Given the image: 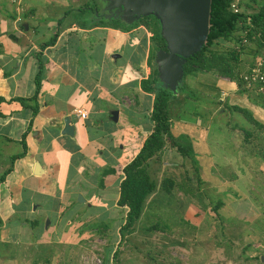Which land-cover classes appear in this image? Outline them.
Here are the masks:
<instances>
[{
  "label": "crops",
  "instance_id": "1",
  "mask_svg": "<svg viewBox=\"0 0 264 264\" xmlns=\"http://www.w3.org/2000/svg\"><path fill=\"white\" fill-rule=\"evenodd\" d=\"M96 6L90 0H0V264H65L91 252L110 224L117 228L112 252L127 237L120 228L129 208L118 200L124 168L154 128L155 93L141 86L157 69L155 58L149 62L153 34L143 24L100 26L140 19L98 21ZM40 64L38 98L20 101L36 94ZM216 86L221 93L239 91L225 77ZM78 107L86 118L74 113ZM66 118L72 134L65 132ZM189 161L170 142L150 160L157 188L137 224L156 202L163 179L180 187L183 166L177 165ZM259 257L264 264V254Z\"/></svg>",
  "mask_w": 264,
  "mask_h": 264
},
{
  "label": "rangeland",
  "instance_id": "2",
  "mask_svg": "<svg viewBox=\"0 0 264 264\" xmlns=\"http://www.w3.org/2000/svg\"><path fill=\"white\" fill-rule=\"evenodd\" d=\"M90 2L99 6L97 0ZM242 4L247 12L256 9L254 2ZM232 43L222 42L216 50L228 52ZM251 44L254 48L242 56L244 70L253 61ZM218 79L215 72L185 77L170 108L172 133L192 145L201 172H193L190 161L177 165L183 166L180 187L170 193L159 189L151 210L120 243L117 258L109 243L117 228L110 224L101 228L104 233L91 252L88 236V253L65 259V264H263L259 255L264 248L259 250L257 241L264 235V128L236 107L248 109L263 124L264 97L248 91L221 93ZM193 200L196 207L191 206Z\"/></svg>",
  "mask_w": 264,
  "mask_h": 264
},
{
  "label": "trees",
  "instance_id": "3",
  "mask_svg": "<svg viewBox=\"0 0 264 264\" xmlns=\"http://www.w3.org/2000/svg\"><path fill=\"white\" fill-rule=\"evenodd\" d=\"M233 1L234 0H212L210 31L207 41L200 52L188 58L184 65L185 77L196 75L200 72H215L219 77H227L232 81H235L238 85L239 91L250 92L244 87L241 78V73L244 71V68H242L243 55L234 48V42L239 40L237 32L242 28L239 24L250 22L254 25L253 31L255 33H261V38L256 40V53L259 52L260 48L264 47V0H240L242 6V3L244 2H254L256 4V9L253 12H247L244 10L239 14L230 10V5ZM248 7L251 8L252 6L248 5ZM140 24L147 26L153 34L152 41L154 47L151 50L149 58V62L151 63L155 58V52L158 49H166V41L160 34V24L154 16L143 17L134 25L129 26L120 24L117 21L113 23H107L104 21L98 23L100 26L121 27L124 30H129ZM80 25L81 27H86V22H82ZM253 31L250 32V37H252ZM222 42H233L231 48L227 50L228 52H220L216 50L217 46ZM42 72L43 67L40 64V71L36 76V94L32 98H20V101L25 102L26 100H36L38 98L41 88L39 79ZM157 73L158 71L155 68L152 76L141 81L143 90L155 93V100L151 114L154 128L146 138L140 152L124 168L125 177L120 185L118 204L120 206H127L129 210L126 215V221L120 228L122 238L126 237L129 233H133L143 214L147 200L157 188V182L150 175L148 167L150 165V160L164 149L167 142H170L172 146L176 147L183 157L190 158L198 171L197 160L194 157L192 145L179 142L177 137L172 133L170 101L174 98V94L170 90L163 88L162 85H157ZM258 96L264 97L260 95ZM190 97H194V95L192 96L191 94ZM236 108L249 115L253 124L264 128V125L255 119L248 109L239 106ZM37 112L38 109L34 108V114H37ZM250 134L251 132H249V135ZM22 155L23 153L20 154L19 157ZM5 174L2 179L5 177ZM174 184V180L166 178L163 180L162 187L169 193L174 187ZM221 205V201L215 205V211H218ZM117 251L115 252L114 258H117Z\"/></svg>",
  "mask_w": 264,
  "mask_h": 264
},
{
  "label": "water",
  "instance_id": "4",
  "mask_svg": "<svg viewBox=\"0 0 264 264\" xmlns=\"http://www.w3.org/2000/svg\"><path fill=\"white\" fill-rule=\"evenodd\" d=\"M102 13L97 20H120L133 23L154 16L166 49L156 51L155 63L163 88L178 93L185 80L184 65L188 58L202 50L210 31L212 0H98ZM118 112H113L117 115ZM66 130L72 134L70 119Z\"/></svg>",
  "mask_w": 264,
  "mask_h": 264
},
{
  "label": "built area",
  "instance_id": "5",
  "mask_svg": "<svg viewBox=\"0 0 264 264\" xmlns=\"http://www.w3.org/2000/svg\"><path fill=\"white\" fill-rule=\"evenodd\" d=\"M230 10L236 14L242 13L244 9L241 5V1L234 0L230 5ZM239 25L242 26V28L237 32L239 40L234 42V48L243 55L248 48H254L251 43L255 44L253 61L248 69L241 73L244 87L256 96H264V47L260 48L259 52L256 53V40L261 38V33H255L253 31L254 25L250 22L240 23ZM251 31H253L252 37L249 36ZM225 78L231 80L230 78ZM74 113L82 118H86L88 116V112L82 107L75 108ZM98 260L100 263L102 262L101 259L98 258Z\"/></svg>",
  "mask_w": 264,
  "mask_h": 264
},
{
  "label": "flooded vegetation",
  "instance_id": "6",
  "mask_svg": "<svg viewBox=\"0 0 264 264\" xmlns=\"http://www.w3.org/2000/svg\"><path fill=\"white\" fill-rule=\"evenodd\" d=\"M96 8H98V10H99V13L101 14L102 13V8H101V6H100V4H99V6H96Z\"/></svg>",
  "mask_w": 264,
  "mask_h": 264
}]
</instances>
